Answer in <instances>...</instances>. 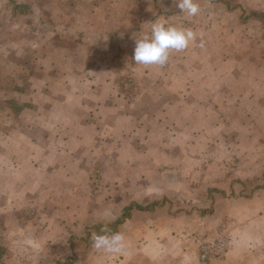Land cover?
I'll return each mask as SVG.
<instances>
[{"label":"crops","instance_id":"obj_1","mask_svg":"<svg viewBox=\"0 0 264 264\" xmlns=\"http://www.w3.org/2000/svg\"><path fill=\"white\" fill-rule=\"evenodd\" d=\"M8 2L11 15L22 13L38 27V67L22 70L23 95L15 100L21 72L8 69L14 85L4 86L5 93L16 106L0 98V264H264V0H196L201 12L194 17L181 13L178 0ZM157 21L191 28L199 39L185 51L172 52L163 67L138 65L132 59L135 40ZM36 70L37 79L31 75ZM123 76H134L143 87L127 105L117 96L122 83L115 85ZM196 89L198 100L190 97ZM191 99L197 111L191 110ZM192 123L201 126L192 131ZM206 123H213L212 132ZM196 134L209 148L207 158H196L190 146ZM108 155L145 156L137 168L172 173L165 186L174 195L162 201L154 198L155 190L151 196L147 190L143 199L132 201L146 204L135 225L128 227L123 218L106 233L124 234L122 254L97 255L88 242L93 238L87 236L89 225L83 227L78 215L71 221L51 219L47 237L54 202L65 198L54 194L47 197L52 207L40 206L44 214L33 211L25 192L30 173L51 172L42 188L57 193V173L73 182L70 173L80 163L91 172L98 168L95 157ZM165 157L187 162L176 167ZM118 169L126 172L125 165ZM192 173L195 179H188ZM204 185V197L176 195V188ZM75 187L71 183V192ZM163 202L196 205L200 217L192 211L176 219L184 217L186 224L189 216L195 218L202 233L225 223L224 257L200 261L194 245H184L192 256L182 246L163 247L160 234L175 231L169 206L158 223L155 211ZM189 224L184 226L188 232L196 226ZM73 227L79 230L70 233Z\"/></svg>","mask_w":264,"mask_h":264},{"label":"rangeland","instance_id":"obj_2","mask_svg":"<svg viewBox=\"0 0 264 264\" xmlns=\"http://www.w3.org/2000/svg\"><path fill=\"white\" fill-rule=\"evenodd\" d=\"M28 1V0H24ZM38 1V0H37ZM35 0V2L37 3ZM68 1V2H67ZM85 2L86 0H63V2ZM37 8V7H36ZM34 8V10H36ZM38 11V9H37ZM33 13V12H32ZM35 16L36 13H33ZM33 20V19H32ZM32 20H30L27 16H25L22 13L12 14L10 13V2L8 0H0V98L5 97L6 101H10L13 99H21V95H23L22 92V70L26 67L28 69V66H33L37 69L38 67V42L34 41V39L37 38V35L39 33L38 27L36 24H33ZM38 22V21H36ZM251 26V24H250ZM28 37L32 39L31 42H28ZM27 49V50H25ZM9 58H8V57ZM8 69H13L15 71L21 72L19 74V77L17 76L18 82L15 84V88L17 91L13 93L15 96H13V99L9 97V95H12L10 93H5V87L6 85H12L13 79L6 75ZM33 72V71H32ZM34 78H38V70L34 72ZM126 77V78H125ZM118 77L115 81L116 89L118 87V83H122V89L119 92L117 90V96L118 99L121 101L122 104H128L132 102L138 95H141L143 92L142 83L136 79L134 76L132 77ZM131 80H128V79ZM136 79L137 83L134 82V79ZM26 79V77H25ZM15 81V80H14ZM14 85V84H13ZM20 85V86H19ZM226 92H222L220 94H224ZM198 90L192 91V94L190 97L192 99L198 100ZM208 94V93H207ZM237 94V93H235ZM225 95V94H224ZM8 97V98H7ZM221 97V96H220ZM191 99L190 107L191 110L196 107L195 111H197L199 108L197 106H194L195 102ZM207 100L212 101L214 100V94H211L210 97H207ZM21 101V100H20ZM14 105L16 106L15 102L13 101ZM223 112H228V109L224 108ZM226 118H222L221 120H224V130L226 131V128L228 129V123L225 120ZM208 130L211 131V127H213V123H206ZM201 125L196 123L191 125V129L196 128L199 129ZM203 126V125H202ZM230 129V128H229ZM195 130V131H196ZM228 133V132H227ZM198 134L192 135L191 137V143L190 145L192 147V150L196 152L197 157L196 158H207L209 148L208 146H205V141L199 138ZM194 158V157H193ZM173 159V161H171ZM170 159V157L167 159V157L164 158V161L168 160L169 162L175 163L176 167H181L182 165L186 164L187 159L183 160L182 157H173ZM145 156L141 157H134L131 155H126L124 157L120 156H96L94 159V162L98 164V168H95L93 171H87L86 169L82 168V163H80V167L77 168L76 172L70 173L73 176V182H67L66 180L60 179L61 173H57L55 177V181L53 183L58 184L57 193H54L51 191V189H45V191L42 188V184L48 183L47 177L49 175H52L51 172L45 173V172H31L29 180L25 181V186H28V189H25V192H28L29 199L31 198V202L33 203L32 208L33 211L38 212L40 214H44V211L40 206H43V208H50L52 207V203L47 200V197L56 195V198L63 197L65 199L59 201L58 199L54 202L55 206V212L54 216L50 219H48V223L46 225V229L48 231L47 237H49V231L51 230V219L53 218H66L68 217V221H71L72 218L75 219V217L78 215V220L83 227L89 225V228L91 226H104L110 222H114L117 224V222L123 218L127 219V226L132 227L135 225L137 221V212L141 213L140 210L142 208H139L140 206H144L146 204H136L135 199H143L142 195L147 193V190H149V196H151V191L155 190L156 192H153L154 198H160V200L164 201L165 196H172L174 195L171 193L172 189H167L166 179L171 178L173 175L170 172H162L158 173L153 170H145L144 172L140 171L137 167L143 166ZM225 161V159H224ZM223 161V162H224ZM191 163V161H189ZM111 164V165H110ZM192 164V163H191ZM126 166V172L120 171L118 169V166ZM220 165V164H219ZM109 167V169H107ZM85 170V171H84ZM191 177H188V179H195L194 174H191ZM204 175V174H203ZM183 176V174H181ZM163 178V179H161ZM38 179V183L36 182ZM250 179V178H246ZM85 180V182L83 181ZM165 180V182H164ZM145 182H148L149 188H144ZM252 182V181H251ZM256 182V181H255ZM73 183L76 187L74 192H71L70 185ZM257 183V182H256ZM40 186V187H39ZM154 186V187H152ZM178 189V188H176ZM176 195H196V198L198 199V196L204 197L206 193H208L207 188H205V185L202 186H196L195 188L192 187H184L179 188L176 190ZM239 189V188H238ZM251 189V188H250ZM238 191V190H237ZM250 191V190H249ZM41 195H38V194ZM26 196V195H25ZM35 196H38L39 198H36ZM127 208H125V206ZM169 206L168 211H172V208L174 209V224L173 227L175 231H172V234H170L168 237L164 234H160V239H162L161 244L166 246H172V249L176 250L178 246L183 247V252L189 256H192V253H189L185 250L184 245L187 247H190L193 249V245L195 246V238L198 234H201L204 230H198V227L201 226L200 221H195V218L190 217L188 219V223L185 224V221L183 219H176L177 215L178 217L182 216V214H188L189 212H196V216H199V211H195L197 206L191 203H188L186 205H180V204H158L156 207L155 214L157 215L158 223L161 225V216L166 217V207ZM179 212V213H178ZM193 218V219H191ZM117 219V220H116ZM223 220V219H222ZM221 220V221H222ZM220 221V222H221ZM189 223H194L196 226H192L190 232H188L187 228L184 226L189 227ZM79 226L80 230L82 229V226ZM117 226V225H116ZM115 226V227H116ZM61 230H65L62 228L63 226L60 225ZM113 228V226H112ZM201 228V227H200ZM73 230H69L70 233L77 232L79 229L78 227H73ZM211 230V229H210ZM190 233V234H189ZM134 238L132 237L130 242L132 243ZM90 244V247L95 249L93 247V238L89 239L88 241ZM160 244V245H161ZM81 245V243H80ZM230 248V247H229ZM97 255H102V252L96 250ZM163 255H166V249L163 250ZM176 255H178V252L175 251ZM224 257V256H223ZM222 257V258H223ZM221 258V259H222ZM101 264L102 262H98Z\"/></svg>","mask_w":264,"mask_h":264},{"label":"clouds","instance_id":"obj_3","mask_svg":"<svg viewBox=\"0 0 264 264\" xmlns=\"http://www.w3.org/2000/svg\"><path fill=\"white\" fill-rule=\"evenodd\" d=\"M177 6L187 17L197 16L201 12L196 0H178ZM199 36L191 28L169 25L164 21L152 22L149 31L136 38L132 59L145 67H163L168 63L172 52L185 51L196 44ZM200 46L203 47L202 40ZM93 247L104 254H122L127 249L126 237L119 232L94 235Z\"/></svg>","mask_w":264,"mask_h":264},{"label":"built area","instance_id":"obj_4","mask_svg":"<svg viewBox=\"0 0 264 264\" xmlns=\"http://www.w3.org/2000/svg\"><path fill=\"white\" fill-rule=\"evenodd\" d=\"M228 245L229 231L225 223L212 232L198 234L195 238L196 253L200 261L220 259L227 251Z\"/></svg>","mask_w":264,"mask_h":264},{"label":"trees","instance_id":"obj_5","mask_svg":"<svg viewBox=\"0 0 264 264\" xmlns=\"http://www.w3.org/2000/svg\"><path fill=\"white\" fill-rule=\"evenodd\" d=\"M127 206L128 205H126L125 208H127ZM139 208L143 209L144 206H140ZM115 222L116 221H114L113 223L108 224L106 226H98V225L91 226L90 228H88L89 230L87 231V236L91 237V236H94V235L106 234L107 232H113L114 229L118 226L120 220L117 222V224ZM112 226H113V228H112ZM105 229H107L106 232L104 231Z\"/></svg>","mask_w":264,"mask_h":264}]
</instances>
